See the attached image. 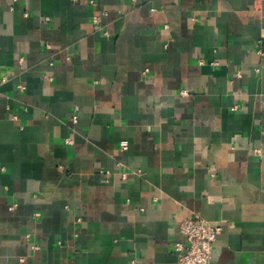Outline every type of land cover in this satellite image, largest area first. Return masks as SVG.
<instances>
[{"label":"crops","instance_id":"0c3cea01","mask_svg":"<svg viewBox=\"0 0 264 264\" xmlns=\"http://www.w3.org/2000/svg\"><path fill=\"white\" fill-rule=\"evenodd\" d=\"M92 1L0 0V264H264V0Z\"/></svg>","mask_w":264,"mask_h":264},{"label":"built area","instance_id":"2783aa9c","mask_svg":"<svg viewBox=\"0 0 264 264\" xmlns=\"http://www.w3.org/2000/svg\"><path fill=\"white\" fill-rule=\"evenodd\" d=\"M91 2H93L91 0ZM93 20L99 22V16H94ZM183 93H186L183 90ZM73 121H77V115L73 116ZM67 143H71L68 139ZM126 148V145H122ZM222 227L207 219L197 215L188 216L179 225V231L184 236V241L174 244V251L178 257L179 264H211L215 241L221 232ZM130 264H141L132 259Z\"/></svg>","mask_w":264,"mask_h":264}]
</instances>
